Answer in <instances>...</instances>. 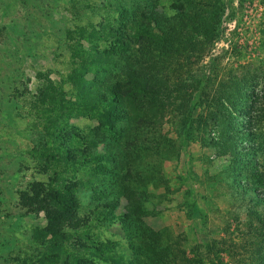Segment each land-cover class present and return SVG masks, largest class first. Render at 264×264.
Segmentation results:
<instances>
[{
	"label": "rangeland",
	"instance_id": "rangeland-1",
	"mask_svg": "<svg viewBox=\"0 0 264 264\" xmlns=\"http://www.w3.org/2000/svg\"><path fill=\"white\" fill-rule=\"evenodd\" d=\"M151 13L171 41L138 30H153ZM114 24H125L128 34L126 47L111 56ZM124 63L164 74L172 92L164 114L128 137L147 149L132 160L122 154L126 171L102 161L57 178L38 170L32 151L45 141L58 145L50 134L62 137L54 127L47 133L48 118L60 117L73 143L99 125V115L77 100L74 82L92 102L106 74ZM54 91L59 110L48 106ZM252 91L258 104L248 99ZM189 95L196 104L188 129L182 121ZM263 96L264 0H0V264H51L50 239L39 237L44 213L18 205L32 180H53L51 187L65 185L76 197L79 221L64 233L67 264H108L96 253L108 257L111 245L128 255L120 218L131 194L147 199L140 218L163 242L197 250L201 264H249L250 233L264 235V203H256L264 196Z\"/></svg>",
	"mask_w": 264,
	"mask_h": 264
},
{
	"label": "trees",
	"instance_id": "trees-1",
	"mask_svg": "<svg viewBox=\"0 0 264 264\" xmlns=\"http://www.w3.org/2000/svg\"><path fill=\"white\" fill-rule=\"evenodd\" d=\"M111 6H107L110 12L113 10ZM116 11L122 16L127 14V9L122 5H117ZM177 13L179 15L186 14L185 9L180 7ZM148 16L153 30H147L143 27L144 30L142 28L138 30L148 36L150 40L158 36V38L164 41H171L166 33L158 26L156 17L152 13ZM125 24L123 28H118V24H114L109 30L108 34L113 42V46H111L113 54L111 56L118 53L120 47H126L123 41L125 40V34H128ZM104 38L107 39V35ZM160 43L163 42L159 41V46ZM163 45L161 48H163ZM111 60L114 61V64H117V61L113 57ZM74 74L78 75V72H74ZM82 74L81 77L83 78L84 76ZM163 75L155 77L145 71L142 66L139 68L138 66L134 67L124 63V66L117 72L111 70L106 74V82L103 84L104 87L97 90L98 93L92 102L86 101L88 96L87 92L84 91L83 87L79 89L77 87L78 84L74 82L76 86L75 90L78 91V96H80L77 100L80 99L81 102H84V108L88 106V108L99 115V125L97 128L90 129L88 133L84 134L85 136L83 138L85 142L80 143L78 141V143H73L70 141L72 134L64 129L66 128V124L63 123L60 117L55 116L53 121L48 118L49 127L47 133L50 134L49 132L54 130V127L59 130L60 136L62 137L57 136L53 138V135L50 134L49 137L54 139L58 145H52V143L49 144L45 141L42 146L40 145V148L32 151L33 158L38 161V170L40 169L42 173L53 172L52 177L57 178L60 175L59 173H62L64 170L70 168L79 170V165L86 162L90 164V162L97 163L102 161V167L104 168L108 169L107 166L112 165L114 166V170L117 171V169L121 170L120 167H123L121 165H124V171H126L125 165L127 162V167H129V159L127 158V161L124 162L122 154L125 157V154L128 153L131 160L132 157L133 159L138 158L141 156V149L145 145L143 142L134 145L135 141L128 139L132 130L139 131L141 129L142 131L144 127L148 125L152 126L156 122L157 115L166 110L164 107L167 101L172 99V92L169 90L167 79ZM54 93L55 95L49 97L48 106L50 105L51 107L49 108L53 110H59L62 108L61 102L57 99L60 98V95H58L59 92L54 91ZM191 98L189 95V97L185 98V103H183V114L185 115H183L182 123L188 129L190 128L192 107L196 104L191 103ZM248 99L253 100L252 102L254 104L255 102L257 104L259 102V99H256L255 95L253 96V91ZM263 99L264 96L260 100ZM246 102L245 100L244 103ZM88 103L89 105H87ZM77 104L79 105L80 102L78 101ZM260 105L263 104L260 103ZM98 115L96 116L98 117ZM245 131H248V129H241L237 133L243 135ZM251 135L257 137L254 132ZM133 140L139 141L137 138ZM226 140L229 141V138H226ZM100 145L106 147V153H103V150L101 152L97 150ZM143 149L145 150L147 148ZM257 165L260 166L259 163ZM129 169L127 168V172ZM127 172H125L126 176ZM262 172L259 175L260 180H258L264 186V165ZM128 174L130 176V172ZM255 176L257 175L255 174ZM52 181L50 180L47 184L42 181H30L19 192L18 205L26 213H44L46 225L40 230L39 237L42 240L44 238L50 239L49 243L52 246L50 247L51 255H48V260L51 264L57 261L67 264L64 257H68L69 250L67 246L63 245L65 242L64 233L68 229L74 230L79 221L77 213H75L77 209L76 197L72 189H69L65 185L61 187L57 184L58 187H51ZM125 198L126 207L121 213L120 226L123 239L127 242L126 253L128 255L124 256V253L115 251V248L111 245V255L106 253L108 257H102L101 253H96L99 260H106L108 264H201V257L197 254V250L193 252L187 251L181 247L177 240L169 243L163 242L161 231L150 229L142 223L140 216L147 208L148 201L146 198L132 194L125 195ZM261 202L264 203V196L256 201L257 204ZM87 224L85 223V228ZM250 236L255 242H251L254 251L252 252L249 264H264V248L261 245L264 240V235L258 230L257 233H250ZM57 239H60L61 242ZM136 243L137 248L135 247ZM115 246L117 245L115 244ZM255 246L258 247L256 248ZM107 248L109 249V247ZM77 262L79 261L77 260Z\"/></svg>",
	"mask_w": 264,
	"mask_h": 264
}]
</instances>
